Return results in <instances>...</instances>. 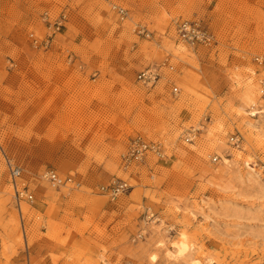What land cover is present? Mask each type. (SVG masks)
Here are the masks:
<instances>
[{"label": "rangeland", "instance_id": "rangeland-1", "mask_svg": "<svg viewBox=\"0 0 264 264\" xmlns=\"http://www.w3.org/2000/svg\"><path fill=\"white\" fill-rule=\"evenodd\" d=\"M115 1L128 21L102 0H0V144L34 196L16 204L0 155V196L16 207L2 259L264 264V115H251L264 78V0ZM46 11L65 17L47 46ZM181 18L202 21L214 44H180ZM164 61L173 70L154 86L136 81ZM137 136L164 143L166 158L123 172ZM46 169L80 188H52L40 178ZM113 178L131 188L112 201L98 188Z\"/></svg>", "mask_w": 264, "mask_h": 264}, {"label": "built area", "instance_id": "built-area-1", "mask_svg": "<svg viewBox=\"0 0 264 264\" xmlns=\"http://www.w3.org/2000/svg\"><path fill=\"white\" fill-rule=\"evenodd\" d=\"M108 7V9L116 15L120 22H126L130 19V13L124 6L118 4L115 0H102ZM64 16L57 17L55 20H51L48 12H44L42 15V21L46 26V35L43 40V44L47 46L52 41L53 36L59 33L64 27ZM174 31L177 40L183 46L195 49L198 47H210L214 44V36L205 28L200 20H188V19H176L173 23ZM133 31L138 36L145 38L150 37V32L146 27L140 24H135ZM34 44L38 45V41L34 40ZM255 61L259 64H263L261 58H255ZM173 70L172 66H167L166 61L155 64L150 68L142 70L136 76V81L143 87L154 86L162 77V70ZM259 99L261 104L258 106H252V116L264 115V78L259 81ZM256 109V110H254ZM195 137V130L189 131L185 135V141L191 142ZM230 145L238 148L240 138L237 135H232L229 138ZM0 155L5 162L9 180L13 190L14 201L17 205L19 202L25 201L28 204L34 202V196L28 192L25 184L21 182L22 170L20 167L14 164V162L7 156L4 148L0 144ZM150 158H154L156 161H161L166 158V148L164 143L159 141H148L140 136L131 138L128 143L125 153L121 157V170L123 172H129L136 166L146 164ZM212 162L219 160L218 156L211 158ZM40 178L50 184L52 188L60 189L67 188L69 190H78L81 186L80 182L73 176H61L54 169H46L40 174ZM130 184L122 178H113L107 184L98 188L99 193L102 196L107 197L109 200H115L120 195L126 194L130 190ZM142 237V234L137 236Z\"/></svg>", "mask_w": 264, "mask_h": 264}, {"label": "crops", "instance_id": "crops-1", "mask_svg": "<svg viewBox=\"0 0 264 264\" xmlns=\"http://www.w3.org/2000/svg\"><path fill=\"white\" fill-rule=\"evenodd\" d=\"M1 183L2 181L0 180V188L4 186V184H1ZM0 195H2V193H0ZM5 196H9V195L6 194ZM0 198H1V201L4 202V203H0V264H21L16 260L17 258H14V260H10L9 263H6V261H4L1 257L2 244L4 243L5 245H10L7 243L8 242L7 238H11L15 236L16 229L14 228V226H16V223H15L16 222L15 220L16 207L12 203L11 199L7 201L8 197L0 196ZM20 212H21V209H20ZM20 218L22 220L23 216H20Z\"/></svg>", "mask_w": 264, "mask_h": 264}, {"label": "bare ground", "instance_id": "bare-ground-1", "mask_svg": "<svg viewBox=\"0 0 264 264\" xmlns=\"http://www.w3.org/2000/svg\"><path fill=\"white\" fill-rule=\"evenodd\" d=\"M183 241H180L178 245H176L177 252L183 254L186 251V246L184 245ZM178 256V255H177Z\"/></svg>", "mask_w": 264, "mask_h": 264}]
</instances>
